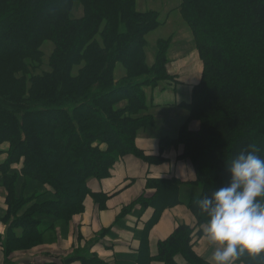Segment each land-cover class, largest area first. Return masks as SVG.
I'll return each instance as SVG.
<instances>
[{
  "label": "trees",
  "instance_id": "trees-1",
  "mask_svg": "<svg viewBox=\"0 0 264 264\" xmlns=\"http://www.w3.org/2000/svg\"><path fill=\"white\" fill-rule=\"evenodd\" d=\"M176 9L192 32L203 74L183 104L188 119L176 137L161 141L183 145L179 159L191 162L201 190L186 205L205 227L197 201L228 182L229 162L252 149L264 158V0H181ZM161 14L141 10L138 0H0L4 264H14L16 252L44 244L59 222L84 213L89 181L109 178L122 157L164 161L136 147L140 130L154 123L146 89L176 81L167 71L173 37L149 50L148 37L164 24ZM47 44L53 51L46 62ZM192 122L199 123L198 131L190 129ZM179 183H148L157 193L138 201L141 212L155 210L146 234L178 204ZM194 233L180 225L158 244L155 257L141 252L140 264H179L177 257L211 264L195 252ZM86 250L74 251L67 264H105ZM236 264H264V255Z\"/></svg>",
  "mask_w": 264,
  "mask_h": 264
},
{
  "label": "crops",
  "instance_id": "crops-1",
  "mask_svg": "<svg viewBox=\"0 0 264 264\" xmlns=\"http://www.w3.org/2000/svg\"><path fill=\"white\" fill-rule=\"evenodd\" d=\"M166 1L169 2V0H163L162 2L145 0L139 1V5L143 3L141 6L145 10L164 12ZM178 5H176V8ZM161 29L162 27L155 33L161 32ZM186 33L189 38V33L187 31ZM171 37L173 36L167 35L163 38ZM163 38H158V35L151 38L152 51L157 41ZM189 39L193 40L194 38L192 39V36H190ZM192 43L194 42L192 41ZM194 55L200 61L199 72H197L198 78L192 77L190 69L186 70L190 64L188 63L189 59L186 57L183 58V66L175 73H171L170 69L167 68L170 76L183 79L184 85L180 88L186 101H183L176 92L168 97V84L166 83L156 89H146L149 102L148 114L154 118V123L140 130L136 138V147L143 151L145 156L161 157L164 161L159 164H151L134 155L122 157L111 169L109 178L102 181L96 179L89 181L91 194L84 202V213L75 216L70 224L59 222L54 231L46 234L44 244L39 247L27 252H16L12 257L14 264H50L74 253L76 250L84 249H89L92 257H96L105 264H140L141 252H147L151 258L155 257L158 244L167 240L180 225H187L195 230L194 250L200 257L212 264L210 258L214 246L207 241L204 235L205 227L197 225L196 219L186 205L187 202L193 199L192 195L187 197L192 191L191 188L199 189L196 184L194 168L191 162L179 159L184 152L183 145L163 143L161 138L152 136L150 132L151 129H154V133H157L161 123L169 114L166 107H171L177 111L174 116L179 114L185 122L188 119V111L183 104L191 100L193 87L200 83L203 74V64L196 46ZM175 57L182 58V55L177 53ZM151 58V63H153V56ZM178 88L174 91H178ZM184 109L187 111V115ZM167 119V121L171 120L169 117ZM199 128L200 125L197 122L190 124V129L193 131H198ZM168 129L172 130L171 123L167 124L165 128L166 131ZM3 146L6 148H3ZM3 146V151L9 148L7 144ZM5 159L6 155H1L0 163ZM150 180H178L180 185L178 193L175 192V198L179 202L174 207L166 209L158 223L146 234L147 224L154 217L155 210L148 207L144 212H141L143 205L138 201L143 198L151 199L157 193L156 188L148 186ZM198 192L199 195L201 190L199 189ZM183 197L189 198L188 201L183 202ZM6 210L5 190L0 187V211ZM64 224L66 227L63 232L62 227H64ZM103 231L106 233L101 236ZM200 231L202 234L199 235L198 232ZM5 233L6 226L0 222V234L5 235ZM89 241H92V243L90 244ZM176 260L179 264H187L182 257H177ZM0 264H4V253L1 247ZM71 264L84 263L76 261ZM150 264L162 263L152 260Z\"/></svg>",
  "mask_w": 264,
  "mask_h": 264
},
{
  "label": "clouds",
  "instance_id": "clouds-1",
  "mask_svg": "<svg viewBox=\"0 0 264 264\" xmlns=\"http://www.w3.org/2000/svg\"><path fill=\"white\" fill-rule=\"evenodd\" d=\"M257 151H241L227 165L228 182L197 201L212 264L264 255V158Z\"/></svg>",
  "mask_w": 264,
  "mask_h": 264
},
{
  "label": "rangeland",
  "instance_id": "rangeland-1",
  "mask_svg": "<svg viewBox=\"0 0 264 264\" xmlns=\"http://www.w3.org/2000/svg\"><path fill=\"white\" fill-rule=\"evenodd\" d=\"M139 1L142 2L145 0H139ZM162 1L163 0H158V2H162ZM150 2H152V0H150ZM180 2H181V0H169V2L166 1V4L164 5V10H163L164 12H161L162 14H161V18H160L162 23L164 22V24L162 25L161 32H157V33L152 34L150 36V38L148 37L149 50H151V48H152V45H151L152 39L151 38H154L156 35H158V38H163L167 35L173 36L171 48H170L169 54H168L170 61H169V64L167 65V68L170 69L171 73H173V72L175 73V71H177L178 69H180L183 66V58L186 57L189 59L188 63H190L186 70L190 69V71L192 73V77L198 78L197 72H199L198 69L200 66V61L198 59H196V57H194V56H196V55H194L195 54V45H194V43H192L193 40L189 39L190 36H192V39H193L192 32H191L189 26L187 25V23L184 21V19L180 15V12L176 10V5L180 4ZM141 4H143V3H141ZM141 4H140V9L145 10V8H143V6H141ZM170 12L173 14L171 15ZM169 13H170V15H169L168 22H167V17H168ZM77 15L80 16L81 13H78ZM186 31L189 33L188 34L189 38L186 36L187 35ZM43 50H44L45 54L47 55L46 60H45L47 62L49 55L53 51V47L51 44H47ZM177 53L181 54L182 58L175 57V54H177ZM45 69H46V67H45ZM116 75L119 79L124 75L123 67H121V66L118 67ZM183 77H185V75H183ZM175 80L176 81H173L172 84L168 85V87H167L168 94H169L168 97H170L171 94H174L176 92L180 95V97L183 99V101H186L184 99L185 98L184 93H183V91H181V88H180L182 85H184L183 79L182 78H180V79L175 78ZM189 82H190V80H189ZM162 84L165 85V82L158 85V87H162L163 86ZM176 88H178L177 89L178 91H174V89H176ZM151 89H153V88H151ZM189 101L190 100H188V102ZM148 104H149V102H148ZM178 106H180V104H178ZM166 109H168L169 114L166 116L164 121L161 123L160 128H158V130H157V133H154V129H151L150 132H151L152 136H157L161 139L163 137H168V136L169 137H176L178 134V129H180L181 125L185 122L184 118L182 119L179 114L174 116L175 112H177V111H175L171 107H166ZM184 112L187 115V111H185V109H184ZM168 117L171 120L167 121ZM183 117H184V115H183ZM169 123H171L172 130L168 129L166 131L165 128L167 127V124H169ZM3 148H6V147L3 146ZM191 190H192L191 193L188 194L187 197H190V195H192L193 198H197L199 196L198 195L199 189L191 188ZM187 197L182 198L183 202L188 201L189 198H187ZM5 198H6V196H5ZM69 224H70V222H69ZM65 227L66 226L64 224V227H62L63 232L65 231V229H64ZM89 242H91V241H89ZM75 254L76 253L68 254L67 256L60 258L59 261H56V262L50 263V264H67L66 260H69ZM83 254L88 256V257H92V255H90V251H87V253L83 252Z\"/></svg>",
  "mask_w": 264,
  "mask_h": 264
}]
</instances>
